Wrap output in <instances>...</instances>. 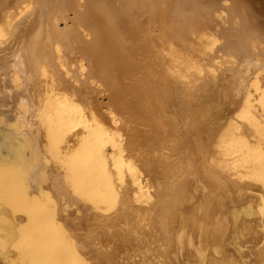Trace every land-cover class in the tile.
<instances>
[{
	"label": "bare ground",
	"instance_id": "bare-ground-1",
	"mask_svg": "<svg viewBox=\"0 0 264 264\" xmlns=\"http://www.w3.org/2000/svg\"><path fill=\"white\" fill-rule=\"evenodd\" d=\"M0 264H264V0H0Z\"/></svg>",
	"mask_w": 264,
	"mask_h": 264
}]
</instances>
